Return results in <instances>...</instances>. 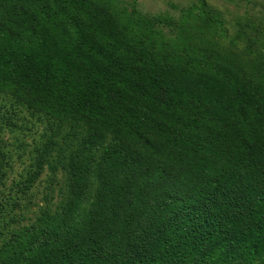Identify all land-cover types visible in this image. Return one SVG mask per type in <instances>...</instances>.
<instances>
[{
  "label": "trees",
  "instance_id": "16d2710c",
  "mask_svg": "<svg viewBox=\"0 0 264 264\" xmlns=\"http://www.w3.org/2000/svg\"><path fill=\"white\" fill-rule=\"evenodd\" d=\"M91 3L0 0V264H264V58Z\"/></svg>",
  "mask_w": 264,
  "mask_h": 264
},
{
  "label": "rangeland",
  "instance_id": "374dc122",
  "mask_svg": "<svg viewBox=\"0 0 264 264\" xmlns=\"http://www.w3.org/2000/svg\"><path fill=\"white\" fill-rule=\"evenodd\" d=\"M91 2L97 4V10L108 11L111 18L121 19L117 21L119 27L124 25L126 28V23L131 22L133 17L146 18L147 21L136 33L142 31L153 37L160 36L165 41H174L182 34L197 37L202 35V31H206L207 28L211 30L213 27L209 36L213 38H208L209 42L220 44L221 50L226 54L243 57L244 62L252 63H256L259 56L264 58V0H91ZM134 30L136 28H133ZM64 137L66 135L62 131L58 143H68ZM65 173L64 169L58 168L55 176H49L50 174L44 172L39 177L33 188L32 200L38 206L34 210L37 211L48 204L55 206L60 203V193L67 182Z\"/></svg>",
  "mask_w": 264,
  "mask_h": 264
}]
</instances>
